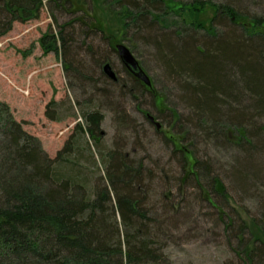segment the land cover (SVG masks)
Returning <instances> with one entry per match:
<instances>
[{"label": "rangeland", "instance_id": "374dc122", "mask_svg": "<svg viewBox=\"0 0 264 264\" xmlns=\"http://www.w3.org/2000/svg\"><path fill=\"white\" fill-rule=\"evenodd\" d=\"M56 1L43 0L37 19L15 22L12 30L0 37V100L8 103L16 121L54 157L78 123L87 125L85 114L101 112L104 119L98 130V146L85 135L80 167L91 174L94 184L106 174L103 155L116 150L153 170L149 204L161 208L156 217L163 221L165 231L157 238L162 264H246L245 250H256L262 255L258 260L263 262L260 250L264 244L260 239L264 240V153L259 150L264 141V112L257 115L247 98L239 104L231 97L227 105L220 107L224 114L232 109L234 113L245 110L250 115L242 120L240 132L227 128V140L196 127L183 85L168 73L157 44L160 36L168 34L191 37L197 44L208 36H223L231 29L239 34L254 24L253 18L264 17V0H166L145 12L144 18L149 24L155 23L156 31L142 21L126 27L128 19L117 15L120 8L110 0H73L85 5L90 16L84 15V21L89 22L91 17L92 27L103 31H90L86 41L80 39L78 60L91 67L86 76L66 71L63 56L45 54L41 49L40 39L57 31L55 19L64 24L81 17ZM196 4L201 5L193 8ZM224 6L232 8L233 14L219 11ZM109 43L115 50L117 44L130 49L151 79L149 91L138 88L135 95L121 93L103 72V66L99 70L105 76L92 65L97 57L104 56L102 65L111 63L117 77L132 86L129 76L134 74L127 71ZM53 101L58 120L45 116ZM119 117L125 119L124 124ZM172 135L192 151L197 166L207 168L220 180L221 192L198 169V177L203 179L200 187L193 178L183 179V160L171 142ZM245 140L253 148L258 143L251 155L246 152ZM90 156L95 165L90 164ZM250 157L261 166V172H246L245 179L239 178V167Z\"/></svg>", "mask_w": 264, "mask_h": 264}, {"label": "trees", "instance_id": "16d2710c", "mask_svg": "<svg viewBox=\"0 0 264 264\" xmlns=\"http://www.w3.org/2000/svg\"><path fill=\"white\" fill-rule=\"evenodd\" d=\"M56 2L62 8L69 6L75 10L73 14L81 17L64 24L55 19L57 31H50L40 39L41 49L45 54L63 56L66 71L86 76L91 67L78 60L80 39L86 41L90 31H103L92 27L91 17L89 22L84 21V15H90L82 2ZM110 2L120 8L116 10L120 18L128 19L126 27L142 21L145 26L151 25V31L157 29L155 23L149 24L144 18L146 10L167 3L166 0ZM42 7L43 0H0V37L7 35L15 22L37 19ZM219 11L233 14V9L227 6L219 7ZM253 23L239 34L231 29L223 36H208L201 44L191 37L173 34L160 36L157 44L168 73L183 85L194 125L227 140L226 129L240 132L242 120L250 116L245 110L234 113L228 109L224 114L220 107L227 105L228 99L235 97L240 104L247 98L256 114L264 112V17L253 18ZM110 47L116 52L111 44ZM97 58L92 65L99 70L105 57ZM132 76H129L131 87L119 76L117 81H110L121 93L135 95L138 88L149 91ZM55 102L50 103L45 113L50 120H58L52 107ZM84 117L87 125L78 123L63 148L50 157L38 138L16 121L8 103L0 100V264H162L158 236L165 231L163 221L156 217L161 208L149 204L153 170L142 162L135 163L129 155L111 150L103 155L105 177L92 184L91 174L80 167L84 153L82 139L87 134L98 146V130L104 116L92 111ZM122 117L119 120L124 124ZM175 136L172 135L171 142L182 156L183 179L193 178L200 187L203 179H199L198 169L221 192L220 180L207 168L197 166L192 151L179 139L176 142ZM247 142H244L248 145L246 152L251 155L258 143L253 148ZM260 145L259 151L264 153V141ZM252 158L239 167V178L245 179L246 172H261V166ZM90 160L95 165L92 156ZM260 241L264 244V240ZM260 252L264 255V247ZM245 253L246 264H264L258 260L261 254L256 250Z\"/></svg>", "mask_w": 264, "mask_h": 264}, {"label": "water", "instance_id": "95a60500", "mask_svg": "<svg viewBox=\"0 0 264 264\" xmlns=\"http://www.w3.org/2000/svg\"><path fill=\"white\" fill-rule=\"evenodd\" d=\"M116 50L120 59L122 60L124 66L133 73L138 79L144 82L147 86L151 87L152 82L149 76L142 70L139 65L138 60L134 57L133 53L130 51L128 47L122 44L116 45ZM103 72L113 81H117L118 77L116 72L114 71L111 63L107 62L103 65ZM149 119L155 122V118L151 115H148ZM157 128H160V124L156 122Z\"/></svg>", "mask_w": 264, "mask_h": 264}]
</instances>
